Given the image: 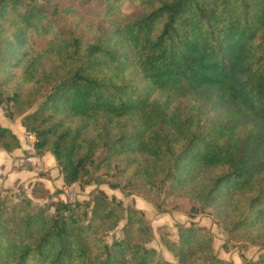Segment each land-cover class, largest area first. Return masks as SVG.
<instances>
[{"label":"trees","instance_id":"trees-1","mask_svg":"<svg viewBox=\"0 0 264 264\" xmlns=\"http://www.w3.org/2000/svg\"><path fill=\"white\" fill-rule=\"evenodd\" d=\"M84 5L102 18L86 36L61 25L72 8L0 0V107L34 157L50 154L65 186L101 174L158 211L186 201L223 230L225 251L257 248L242 264H264V0ZM20 148L0 125V151ZM60 193L37 181L30 195ZM51 206L0 193V264H232L196 225L178 226L165 260L143 213L102 191Z\"/></svg>","mask_w":264,"mask_h":264},{"label":"rangeland","instance_id":"rangeland-1","mask_svg":"<svg viewBox=\"0 0 264 264\" xmlns=\"http://www.w3.org/2000/svg\"><path fill=\"white\" fill-rule=\"evenodd\" d=\"M34 1L40 6L50 10L55 6L58 7L60 11L67 8L74 9V12L70 13L69 16L62 17L60 20L61 25L67 32L86 36L88 27L94 28L100 21L102 22V18L98 16L96 7L93 5H84V0ZM14 120L8 108L0 107V125L2 124L3 127L7 125V127H9L12 122H19V120ZM30 137H32V141L29 139ZM22 142L25 149V151H22V156L25 158H36L34 157L33 148H31L33 146L34 137L30 134H22ZM15 160L18 159L12 158L10 160L6 158V162L10 161L9 164H11V167H8V171L5 173L3 181L5 183L7 182V187H3L5 185L1 186L0 184L1 196H8L13 203H17L21 199H30L35 209L47 208L52 213L54 209L51 205L57 200L66 204H75L76 202L83 201L89 202L98 191H102L108 198L115 197L117 200L121 201L125 207L131 206L143 213L151 226L153 234V239L147 247L155 249L167 261L175 263L173 256L165 248V242L177 240L178 226L180 225L184 227L196 225L210 231L216 256L232 264H242V257L247 261H255L260 254L257 248L251 247L246 250L235 249L225 251L223 249L225 240V233L223 230L217 223H213V220L205 213L192 214L190 206L186 201H179L176 208L172 210L165 209V211L162 212L158 211L155 206L145 201L141 196L136 194L125 195L119 190H111L107 185L101 184L102 180H106L104 175L99 174V181L87 183L88 179L86 178L78 184L65 186L64 183L60 181L61 175L55 165L49 161L44 162V166L33 161L35 163L34 166L32 165V169L22 170L21 167L15 165ZM10 177L11 179H9ZM0 179L2 180L3 177H0ZM37 181L41 182L50 194H55L56 191H60L61 193L52 200L34 199L31 197L30 192L33 184ZM122 226L123 223H121L114 232L108 234L106 238L108 244L111 243L113 238H121Z\"/></svg>","mask_w":264,"mask_h":264},{"label":"crops","instance_id":"crops-1","mask_svg":"<svg viewBox=\"0 0 264 264\" xmlns=\"http://www.w3.org/2000/svg\"><path fill=\"white\" fill-rule=\"evenodd\" d=\"M9 123H11V122H9ZM2 127H3V125H2ZM5 127L7 129H9L14 135H16V137L20 141L21 148L19 150H16L12 154H7L4 151H0V177H3L2 180L0 179L1 186L5 185L3 187H7V182L5 183L3 181H4L5 173H7V171H8V167H11V164H9L10 161L6 162V158H9L10 160L12 158L18 159V160H15V162H16L15 165L18 166V167H21L22 170L32 169V165L34 166V163H35L33 161H36V162L40 163L41 166H44V162H46V161H49L50 163L55 165V161H54L53 157L50 154H46L41 159L33 158V157L32 158L23 157L22 156V151H25L24 146H23V142H22V134L25 135V131H24L23 127L20 125L19 122H12L9 127H7V125ZM20 157H22V158H20ZM9 179H11V177ZM60 181H61V183L63 182L62 177H61Z\"/></svg>","mask_w":264,"mask_h":264},{"label":"built area","instance_id":"built-area-1","mask_svg":"<svg viewBox=\"0 0 264 264\" xmlns=\"http://www.w3.org/2000/svg\"><path fill=\"white\" fill-rule=\"evenodd\" d=\"M29 139L32 141V137H30ZM31 148H33V146H32ZM66 189H67V188H66Z\"/></svg>","mask_w":264,"mask_h":264}]
</instances>
